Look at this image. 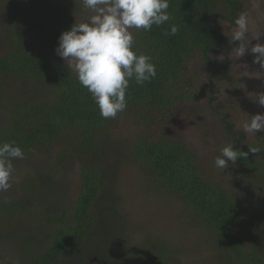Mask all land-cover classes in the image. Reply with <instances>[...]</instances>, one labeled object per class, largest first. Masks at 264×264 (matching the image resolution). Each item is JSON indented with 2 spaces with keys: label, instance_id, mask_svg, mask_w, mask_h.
<instances>
[{
  "label": "trees",
  "instance_id": "trees-1",
  "mask_svg": "<svg viewBox=\"0 0 264 264\" xmlns=\"http://www.w3.org/2000/svg\"><path fill=\"white\" fill-rule=\"evenodd\" d=\"M20 2L28 6L26 17L10 28L7 48L0 54V113L6 120L0 124V142H15L25 157L54 152V170L70 162L78 167L75 201L62 213H48V205L42 200H38L41 206L32 211L25 205L24 198L32 193L36 196L37 188L42 197L46 194L49 174L42 178L39 173L36 179L25 180V195L20 198H6L5 193H0L2 224L22 215L46 235V243L41 245L30 235L9 232L19 249L21 263L66 264L74 259L87 264L83 254L89 250L109 264H122L119 257L112 255V247L121 251L126 239L124 233L122 237L113 233L123 229L114 210L115 166L113 162H104L98 146L109 142L110 130L125 117L135 128L143 129L125 143L129 165L139 167L159 190L183 202L210 235L214 250L226 264H264L259 220L247 223L235 195L203 174L197 156L185 143L168 137L170 127L179 118L178 108L196 102L199 97L195 79L187 71L194 56L207 67L209 80L230 82V65L213 56L227 44L219 31L220 23L235 26L243 0H169V22L160 27L154 25L151 31L132 29L134 50L152 58L157 75L143 84L130 81L127 108L115 119L101 117L91 94L80 85L75 73L49 49L66 28L22 29L25 20L49 8L66 6L71 12L78 6L77 1ZM171 25L177 27V33L165 35ZM10 79L19 83V93L5 89ZM42 87L46 97L40 95ZM221 122L224 142L218 150L232 144L248 153L234 165L248 175L264 178V136L248 140L228 116ZM249 146L259 147L260 151L251 153ZM102 241L107 252L99 253ZM172 252L163 243L150 241L140 247L131 262L172 264Z\"/></svg>",
  "mask_w": 264,
  "mask_h": 264
},
{
  "label": "rangeland",
  "instance_id": "rangeland-1",
  "mask_svg": "<svg viewBox=\"0 0 264 264\" xmlns=\"http://www.w3.org/2000/svg\"><path fill=\"white\" fill-rule=\"evenodd\" d=\"M70 1L72 0H65ZM75 1L78 6L71 12L66 6L49 8L40 15L25 20L22 29L36 31L42 27H53L56 30H70L75 22H86L92 13L83 7L82 0ZM27 10L28 6L20 0H0V54L7 48L10 28L26 17ZM241 13L249 18V39L262 33L260 40L254 39L251 44L264 43V0H243ZM234 28L235 26L225 22L220 23L219 31L226 38L227 44L217 49L213 56L230 65V82L217 83L209 80L207 67L198 56H194L187 71L195 79L199 97L196 102L178 108L179 118L170 127L168 137L185 143L197 156L203 174L235 195L247 223L259 220V230L262 231L261 237L264 239V178L248 175L230 162L225 170L214 166L218 148L224 142L222 118L228 116L238 129L244 131L243 125L250 119L249 115L264 113V107L253 99L255 94L264 92V69L253 63L254 55L250 52L240 58L232 52L238 43L230 42ZM57 46L58 41L51 42L49 49L55 52ZM55 55L67 66L56 52ZM4 87L11 93L20 92V85L14 79L7 80ZM39 92L46 97L45 88H40ZM5 121L1 112L0 124ZM142 132L143 129L135 128L131 120L124 117L110 130L109 142L98 146L104 162H113L115 166L113 188L117 201L114 210L117 221L123 224V229H116L117 232L113 233L117 237H122L124 233L127 239H124L121 251L116 246L112 247V255L119 257L122 264H134L131 260L138 256L140 247L156 241L173 251L172 264H226L220 253L214 250L215 244L210 235L187 211L183 202L159 190L149 182L139 167L130 166L127 162L125 143ZM245 133L248 140L264 136V132ZM97 138L100 140V135ZM53 155L52 151L43 155L33 153L23 160H14L12 187L3 192L6 198H20L25 195L22 187L24 181L36 179V175L41 173L42 178L45 177L44 174L51 176L48 189L43 197L41 189L37 188L39 193L36 196L32 193L24 198L27 209L32 211L40 207L38 200L48 205L47 212L51 214L62 213L72 206L78 188V167L70 162L54 170ZM113 221L114 219L111 222ZM10 231L37 238L41 245L46 243L43 237L46 235L29 224L22 215L7 225L0 222V264H22L19 249L12 237L10 238ZM255 233L260 236V233ZM103 244L102 241L100 247L97 246L99 253L107 252ZM110 245L112 244L109 242V248ZM262 246L264 247V243ZM83 256L87 264H109L89 250H85ZM66 264L79 262L73 259Z\"/></svg>",
  "mask_w": 264,
  "mask_h": 264
},
{
  "label": "clouds",
  "instance_id": "clouds-1",
  "mask_svg": "<svg viewBox=\"0 0 264 264\" xmlns=\"http://www.w3.org/2000/svg\"><path fill=\"white\" fill-rule=\"evenodd\" d=\"M83 7L92 13L86 22L74 23L70 30L63 31L58 38L56 54L75 73L80 85L87 89L104 119H115L127 108L126 93L130 81L143 84L156 77V66L152 58L134 50L132 29L151 31L155 25L169 22V0H82ZM230 42H238L232 52L237 58L249 52L253 63L264 69V43L262 33L249 39V18L241 13L234 20ZM175 25L165 35H175ZM251 45V46H250ZM250 46V47H249ZM254 101L264 107V92L254 95ZM244 125L247 133L264 132V113L249 115ZM258 153L259 147H250ZM248 153L225 144L214 158V166L225 170L229 162ZM25 159V152L15 142H0V193L12 187L13 160Z\"/></svg>",
  "mask_w": 264,
  "mask_h": 264
}]
</instances>
